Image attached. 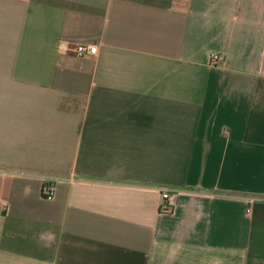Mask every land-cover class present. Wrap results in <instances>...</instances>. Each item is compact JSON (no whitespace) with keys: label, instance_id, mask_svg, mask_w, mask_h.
<instances>
[{"label":"crops","instance_id":"obj_1","mask_svg":"<svg viewBox=\"0 0 264 264\" xmlns=\"http://www.w3.org/2000/svg\"><path fill=\"white\" fill-rule=\"evenodd\" d=\"M0 264H264V0H0Z\"/></svg>","mask_w":264,"mask_h":264},{"label":"built area","instance_id":"obj_2","mask_svg":"<svg viewBox=\"0 0 264 264\" xmlns=\"http://www.w3.org/2000/svg\"><path fill=\"white\" fill-rule=\"evenodd\" d=\"M98 51V45L96 43H86L80 42L77 43L75 46L76 54L80 56H90ZM214 57L217 59L219 58L218 54H215ZM43 194L45 196L51 197L56 192V183L54 181H46L42 188ZM163 201L161 204V209L163 211H170L173 209V192L171 189H164L162 190Z\"/></svg>","mask_w":264,"mask_h":264}]
</instances>
